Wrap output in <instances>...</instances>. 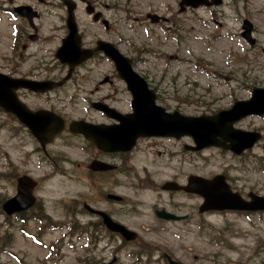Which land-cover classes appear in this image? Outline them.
I'll return each mask as SVG.
<instances>
[{"label":"rangeland","instance_id":"374dc122","mask_svg":"<svg viewBox=\"0 0 264 264\" xmlns=\"http://www.w3.org/2000/svg\"><path fill=\"white\" fill-rule=\"evenodd\" d=\"M42 1L38 4L30 0H0V72H3V61L22 52L14 51L15 28L32 33L26 21L22 22L8 10L29 5L40 14L34 21L38 40L24 51L28 59L14 58L21 64L17 67L18 75L43 79L48 76V69L53 68L51 77L64 76L65 72L55 69L53 63V54L64 34V11L58 6V0ZM100 1L119 5L107 13L121 40L129 42L133 38L138 48L151 50L149 54H138L144 62L139 70L143 69L150 82L156 84L163 107L188 116L212 115L229 108L236 100L248 99L253 87H264V0L224 1L221 7L188 9L182 14L177 13L179 0ZM121 2H128L129 13L118 11ZM151 11L174 18L175 26L170 29H166L168 25L142 27L144 15ZM76 16L82 23H89L80 6ZM135 17L141 19L135 21ZM243 20L253 26L255 44L252 46L240 37ZM133 28L135 31L131 32ZM111 69L112 65L105 61L100 73L110 74ZM72 85L68 83L59 93L47 98L55 110L69 120L83 117L103 121L90 110L84 96L91 92L104 96L114 90L100 87L95 92L92 87L74 89ZM115 88L118 94L113 106L122 113L129 111V99L121 92V84L117 83ZM25 101L37 107H43L44 103L31 97ZM1 123L0 200L14 195V176L29 174L39 182L36 196L60 228L44 231L38 222L27 220L23 224L0 215V264H96L97 260H110L113 255L118 264H137L128 255L133 249L166 251L183 264H264V213L198 214L199 198L171 195L157 187L172 179L182 184L189 174L209 178L224 173L237 192L264 196V117L247 118L236 125L262 134V140L240 157L214 148L186 154L181 146L190 144L188 139L179 144L163 142L151 149L147 148L148 144L140 143L127 156L114 160L118 163V172L113 180L93 183L94 188H88L86 183L91 184V178L83 173L94 152L83 139L64 134L48 148L50 154L62 160L52 172L33 154L35 143L29 135L0 113ZM105 193L122 196L125 203L109 204L104 200ZM71 197L85 198L97 209L118 213L112 214L113 218L136 232L137 241L121 250L114 247L121 245L115 238L108 240L109 246L106 241L87 246L79 229L68 228L73 219L62 214L59 208ZM155 204L168 210L179 205L178 215L187 213L190 219L187 223L160 222L152 214L151 207ZM74 219L80 223L93 220L88 215ZM148 262L163 264L156 256Z\"/></svg>","mask_w":264,"mask_h":264},{"label":"water","instance_id":"95a60500","mask_svg":"<svg viewBox=\"0 0 264 264\" xmlns=\"http://www.w3.org/2000/svg\"><path fill=\"white\" fill-rule=\"evenodd\" d=\"M220 0H181L180 10L185 6L197 8L199 6L219 5ZM21 16L26 17L30 22L33 14L28 8L21 7L16 10ZM67 26L70 29L69 35L63 40L62 46L56 52V58L61 63L74 65L88 57L79 48V39L76 35L73 17L69 14ZM242 37L250 41L249 34L251 25L243 22ZM115 63L119 77L125 81L128 90L133 95L131 108L133 113L129 115H119L113 110H108L100 104H93V108L102 110L108 117L116 119L119 124L113 126H93L83 122H72L69 124V131L74 134H82L85 139L92 141L95 146L104 152H127L140 137H174L182 136L192 138L196 147L192 151L201 150L207 147H218L224 151H231L235 155H240L244 150L250 149L259 139L260 135L254 132H243L233 128V125L250 115H264V88L253 89L251 98L247 101H236L233 106L220 111L213 116L184 117L178 112L166 113L161 107L154 104V97L145 87V82L134 74L129 62L122 58L117 51H106ZM67 79V77L65 78ZM64 79V80H65ZM60 83L43 82L34 83L25 80H13L0 74V107L14 114L18 120L24 124L31 134L44 147L52 142L56 135L63 129L64 122L58 117L47 112H29L21 105L15 96V91L19 88H27L34 92L49 90ZM90 168L94 171H102L111 167L93 161ZM34 182L28 177L17 179V194L9 199L2 206L4 211L11 215L16 211L26 209L32 204L31 188ZM169 190H183L188 193L200 195L204 202L199 211L209 210H240V211H264V197L249 195V201H244L236 193H232L221 175H217L210 180L197 176H190L185 187H180L175 183H167L163 187ZM109 198L120 200V197L110 195ZM104 223L111 230L120 233L126 240H134L135 234L124 227L114 224L104 214ZM164 220H180L172 214H156ZM170 264H179L170 261Z\"/></svg>","mask_w":264,"mask_h":264},{"label":"flooded vegetation","instance_id":"af4514ba","mask_svg":"<svg viewBox=\"0 0 264 264\" xmlns=\"http://www.w3.org/2000/svg\"><path fill=\"white\" fill-rule=\"evenodd\" d=\"M35 2L42 3V0H32ZM61 1V0H59ZM75 3V12L77 11V9L79 8V6L83 9V11L85 10L86 7L91 8L93 11V14L99 13V20L97 22L93 21L92 16L86 15L88 17V21L87 24L82 23L81 21H79L76 16H75V20H76V24L78 27V32L81 38V45L84 49L86 50H90L91 53V57L89 59H87L86 61L82 62L79 66L75 67L72 71V74L68 80V82H66V84L71 83L73 84L72 86L80 89H88L90 87H92L94 89L95 92H99V88L100 87H108L109 89H113V93L111 94H106L104 96H100L98 95V93H93L91 92L89 95H85L84 96V101H86V103L88 105H91L93 102H97V103H103L108 105L109 107H113V103L116 102V96L118 94V92L116 91V84L119 83L118 82V76L115 73L114 69L110 70V74L105 73V74H101L100 72V66L102 65V63L104 62V60H107L101 51H95L94 49L97 46V43L99 41L102 42H106L109 44H112L118 51H120L125 57H127L128 59H130L131 61V65L132 68L138 72L142 77H144L146 79V72L145 71H141L137 68V64L139 63L138 60V56H135L134 54L137 52H140V49H137L134 45L135 43L133 42V38L129 41V42H124L123 40L120 39L119 34L117 33V30L113 27V23L111 22L110 19H108V13L109 11L118 8V6L116 7L115 5H113V3H111V5H109L107 2H102L100 0H83V1H79V0H73ZM132 3V2H131ZM126 5V6H124ZM59 7L64 8V5L60 2ZM129 4L128 2H121V5L118 9L119 10H123L125 14L129 13L130 11L128 10ZM138 19H141L139 17H135L134 20L137 21ZM144 19L145 21H141V26L144 25H150L152 24V22H156L154 23V25L156 27H160L162 25H168L166 28H170V26H175V19L174 18H168L166 15H161L158 14L157 11H151V12H147L144 15ZM171 19L173 20V22L171 21ZM103 20H106V24L103 23ZM146 22V23H144ZM168 23V24H167ZM89 25V26H88ZM32 29V28H31ZM64 31L65 27H63ZM34 32H37L36 28L32 29ZM30 35L28 33H25L23 35V41L21 42L20 46H21V50L25 51L28 48V44H29V40H30ZM19 45V42H18ZM128 48V51L122 50L121 47L124 48ZM14 58L11 56V59H6L5 61L2 62L3 70H5L6 73H17V67L18 64L17 62H15L13 60ZM109 62V61H108ZM62 71H65V73L68 70V67L63 66L61 67ZM51 72H54V70L52 69ZM92 74H97L98 76H100L99 78H91ZM147 80V79H146ZM156 85V84H155ZM154 85V83H151L150 81L148 82V88L151 89L152 91L155 92L156 95V100L160 101L161 100V93L159 91V89ZM122 86V90L121 92L124 93L128 99L130 100V96L127 93V91L124 89L123 85ZM54 93V92H52ZM52 93H48L49 95H51ZM21 94H25V92L21 91ZM103 119L104 116L102 114H100ZM86 121L88 122H94V123H105V124H110V121H102V122H95V121H90L88 119H86ZM150 142L149 146L147 148H152V146L150 145H155L154 142L156 141H160V140H156V139H142L139 140V142ZM86 146H88L91 150H93L94 152V157L90 160H99L108 164L113 165V169L110 171H105V172H93L92 170H89V163L85 166V168H83V173L84 176L87 178H91V184H87L88 188H94V184L93 183H99V184H103L102 180H106L107 182L109 180H113V176L115 174H117L118 172V163L116 164L114 162L115 159H119L118 155H114V154H104L100 151H97L94 149V147L87 142H84ZM46 158L49 159V155L48 153L45 154ZM171 181H175L174 179H172ZM149 183H151V181H149ZM38 184V182H37ZM108 185V184H105ZM171 195H173V192H167ZM178 194H183L182 192H175ZM108 193H105V196ZM104 196V200L109 203V204H124V198L123 201L121 203H115L113 201L110 200H106ZM188 196V195H185ZM41 200H37L36 197V205L35 207L23 214H35L37 213V211L44 209V205L40 204ZM42 203V202H41ZM80 203H81V208H80V212L79 214H88L86 211H84V209L82 208V206L84 204H87L88 206H90L92 209L96 210V211H100L103 212L105 214H107L112 220L117 221L113 218L112 214H118L116 212H113L111 210H106V209H97L95 207H93L94 204L89 203L88 201H86L85 198H80ZM158 207L156 204L153 205L151 207L152 210V214H153V207ZM159 208H164L166 211L173 213V214H178V212H180V206L179 205H173L172 206V210H168L163 206H159ZM46 210V207H45ZM44 213V211L42 212ZM187 214V213H185ZM93 220L81 223L83 225V227H89L90 230H95V234L97 235L96 239L98 240V243L104 242L106 241V245H110V242H108V240H113L114 238H118V235L110 233L103 225L101 218L99 217H93ZM118 222V221H117ZM116 246V245H115ZM114 246V247H115ZM117 247V246H116ZM154 253L157 254L158 256V251L155 250ZM163 253V257H164ZM116 256H112V258H115ZM101 263H107L109 262L108 260H100ZM117 263V261H116ZM115 263V264H116Z\"/></svg>","mask_w":264,"mask_h":264}]
</instances>
